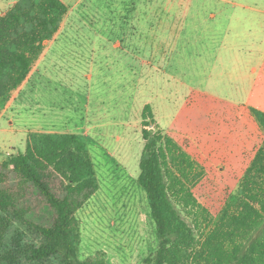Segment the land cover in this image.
<instances>
[{"label":"rangeland","instance_id":"1","mask_svg":"<svg viewBox=\"0 0 264 264\" xmlns=\"http://www.w3.org/2000/svg\"><path fill=\"white\" fill-rule=\"evenodd\" d=\"M63 1L59 30L0 110V163L30 133L82 136L99 187L76 213L79 257L143 264L158 245L138 183L143 108L191 156L192 191L216 216L264 139L249 111H264V0Z\"/></svg>","mask_w":264,"mask_h":264},{"label":"trees","instance_id":"2","mask_svg":"<svg viewBox=\"0 0 264 264\" xmlns=\"http://www.w3.org/2000/svg\"><path fill=\"white\" fill-rule=\"evenodd\" d=\"M67 11L63 0H18L0 12V109ZM249 111L264 134V111L253 106ZM141 116L138 183L158 239L143 264H264V139L237 189L212 217L192 191L191 156L158 126L149 104ZM98 187L82 136L30 133L24 150L0 163V264H19L22 258L23 264H106L79 257L76 213ZM21 228L33 232L37 242H24Z\"/></svg>","mask_w":264,"mask_h":264},{"label":"crops","instance_id":"3","mask_svg":"<svg viewBox=\"0 0 264 264\" xmlns=\"http://www.w3.org/2000/svg\"><path fill=\"white\" fill-rule=\"evenodd\" d=\"M17 0H12V1H10V0H0V6H4V5H6V6H8L7 8L9 9L15 2H16ZM7 9V10H8ZM6 10V11H7ZM6 11H4V12H2L1 11V9H0V12H1V14H3V13H5ZM46 42L47 41H45L44 42V45L46 44ZM38 61V60H37ZM36 61V62H37ZM34 66V65H33ZM7 106V105H6ZM0 110H5V108H3V109H0ZM7 159V158H6Z\"/></svg>","mask_w":264,"mask_h":264}]
</instances>
